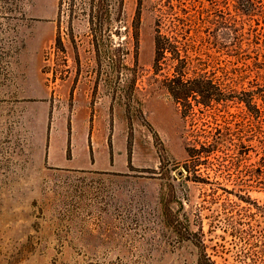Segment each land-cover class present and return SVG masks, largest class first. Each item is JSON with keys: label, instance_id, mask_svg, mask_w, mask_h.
I'll list each match as a JSON object with an SVG mask.
<instances>
[{"label": "rangeland", "instance_id": "rangeland-1", "mask_svg": "<svg viewBox=\"0 0 264 264\" xmlns=\"http://www.w3.org/2000/svg\"><path fill=\"white\" fill-rule=\"evenodd\" d=\"M158 22L262 107L264 0H0V264H197L190 233L213 264H264V115L234 98L184 116ZM87 146L112 168L55 166Z\"/></svg>", "mask_w": 264, "mask_h": 264}, {"label": "trees", "instance_id": "trees-1", "mask_svg": "<svg viewBox=\"0 0 264 264\" xmlns=\"http://www.w3.org/2000/svg\"><path fill=\"white\" fill-rule=\"evenodd\" d=\"M121 3L123 0H119ZM250 3V0H247ZM104 14V7L100 4L96 9H92L90 13V21H100ZM163 13L160 11V18ZM159 24V25H158ZM158 28L155 30L154 36V68L160 70L161 63L164 62L168 67V72L171 76H166L165 87L167 92L172 97L176 104L181 105L184 108L182 114H193V104L195 106H201L202 108H211L214 105H220L236 98L239 102L243 103L249 116L256 121L261 120L264 115V83L261 87H258V91L261 92L262 107L257 104L254 97V91H241L240 96H234L231 93H227L225 87H222L221 83L216 82L207 72H196L191 65V62L180 55V50L176 46L175 42L160 31V24L158 22ZM209 144V143H208ZM207 143L202 144L200 147L205 153H209V146ZM211 145V144H210ZM189 157H192L191 153L194 149H186ZM199 161V159H197ZM264 160V159H263ZM264 167V163L262 165ZM259 174L264 178V169L259 171ZM194 238V243L199 250V257L197 264H213L210 257L206 254L205 246L200 240L197 233H190Z\"/></svg>", "mask_w": 264, "mask_h": 264}, {"label": "crops", "instance_id": "crops-1", "mask_svg": "<svg viewBox=\"0 0 264 264\" xmlns=\"http://www.w3.org/2000/svg\"><path fill=\"white\" fill-rule=\"evenodd\" d=\"M104 153L106 152L105 157L100 160L96 158L95 155L91 158L88 146L80 152V159L79 155L73 156L71 159H67L63 157L60 163L56 164L55 166L60 169H71V170H80V171H106L110 170L113 166V162L111 161L110 155H108V149L100 150ZM95 153V149L92 151Z\"/></svg>", "mask_w": 264, "mask_h": 264}]
</instances>
